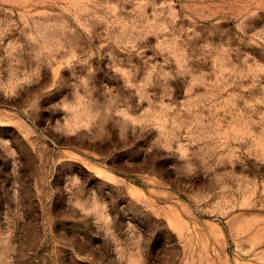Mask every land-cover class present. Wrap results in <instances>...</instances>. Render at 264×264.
<instances>
[{
	"label": "rangeland",
	"instance_id": "374dc122",
	"mask_svg": "<svg viewBox=\"0 0 264 264\" xmlns=\"http://www.w3.org/2000/svg\"><path fill=\"white\" fill-rule=\"evenodd\" d=\"M0 264H264V0H0Z\"/></svg>",
	"mask_w": 264,
	"mask_h": 264
}]
</instances>
